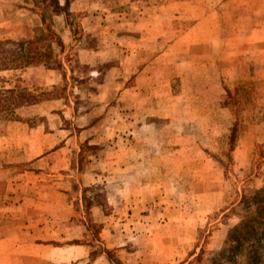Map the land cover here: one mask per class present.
<instances>
[{
	"label": "rangeland",
	"instance_id": "374dc122",
	"mask_svg": "<svg viewBox=\"0 0 264 264\" xmlns=\"http://www.w3.org/2000/svg\"><path fill=\"white\" fill-rule=\"evenodd\" d=\"M53 1L0 0L42 53L0 90L51 98L0 114V264H211L264 186V0Z\"/></svg>",
	"mask_w": 264,
	"mask_h": 264
},
{
	"label": "trees",
	"instance_id": "16d2710c",
	"mask_svg": "<svg viewBox=\"0 0 264 264\" xmlns=\"http://www.w3.org/2000/svg\"><path fill=\"white\" fill-rule=\"evenodd\" d=\"M52 1V0H51ZM53 3V12L66 13L68 0L62 8ZM44 20V18H43ZM49 37H56L48 30ZM40 39L0 41V71L21 70L28 66L41 63L42 53L39 52ZM60 67V64H59ZM55 89V88H54ZM34 94L26 89L0 90V114L9 113L19 107L35 105L43 100L51 99L49 92ZM48 95V97H45ZM6 114V116L8 117ZM237 123L230 129L229 144L232 150L238 134ZM241 210L240 222L230 229L223 248L214 254L211 264H264V186L258 190H243L239 203Z\"/></svg>",
	"mask_w": 264,
	"mask_h": 264
},
{
	"label": "crops",
	"instance_id": "0c3cea01",
	"mask_svg": "<svg viewBox=\"0 0 264 264\" xmlns=\"http://www.w3.org/2000/svg\"><path fill=\"white\" fill-rule=\"evenodd\" d=\"M4 139V137H2Z\"/></svg>",
	"mask_w": 264,
	"mask_h": 264
}]
</instances>
